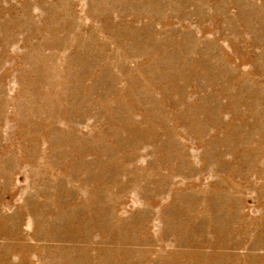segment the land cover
Listing matches in <instances>:
<instances>
[{"label": "rangeland", "instance_id": "1", "mask_svg": "<svg viewBox=\"0 0 264 264\" xmlns=\"http://www.w3.org/2000/svg\"><path fill=\"white\" fill-rule=\"evenodd\" d=\"M0 264H264V0H0Z\"/></svg>", "mask_w": 264, "mask_h": 264}]
</instances>
